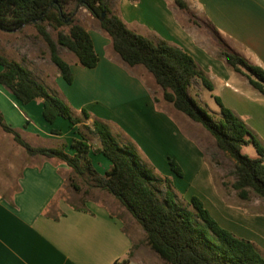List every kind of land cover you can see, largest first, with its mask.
<instances>
[{"label":"crops","instance_id":"obj_1","mask_svg":"<svg viewBox=\"0 0 264 264\" xmlns=\"http://www.w3.org/2000/svg\"><path fill=\"white\" fill-rule=\"evenodd\" d=\"M176 1L107 0L106 3L129 30L180 48L192 56L212 82L214 91L216 84H220L221 96L234 97L239 107L227 106L249 124L264 147V97L253 88L255 92L246 95L231 83L233 74L221 55L222 44H225L250 64L264 70V0H181L187 10L179 8ZM88 32L100 58L98 65L86 69L77 60L68 62L74 74L70 85L55 68L57 74L50 90L71 110H77V118L81 117L83 109H90H86L90 119L85 125L93 121L105 123L118 144L131 143L140 159L153 164L150 153L153 156L164 154L163 158L174 159L182 171L186 166H197L198 176L192 184L196 191L191 194L198 196L212 217L227 229V221L234 222L230 213H243L241 209L226 206L214 186L199 144L186 131L179 133L180 119L172 114L170 104L163 101V92L162 98L156 95V88H161L149 85L139 66H128L115 53L110 37L101 28ZM233 73L251 87L242 75ZM110 80L106 87L104 81ZM115 83H118L116 87ZM118 89L128 93H117ZM19 106L23 104L0 85V111L6 123L28 144L42 148L66 144V152L74 154L70 143L78 138L76 130L84 123L67 126L57 118L49 125L50 130L41 124L38 129L19 111ZM24 109L36 110L41 115L43 111L41 101L24 105ZM171 141H175L174 145ZM45 142L53 143L49 146ZM102 156L90 153L94 166L104 174L111 164L108 160L102 161ZM31 158L22 168L14 195L9 199L0 195V264H122L128 258L132 263L131 256L140 259L133 239L136 232L133 223L137 222L130 218L125 226L124 219L103 201V198L110 199L108 193L92 189L101 199L87 200L80 207L58 200L65 186V175L71 169L55 160ZM195 182L202 187L200 191L194 187ZM54 204L56 214H50ZM259 218V215L252 217L257 229L251 238L255 244L264 246V226Z\"/></svg>","mask_w":264,"mask_h":264},{"label":"trees","instance_id":"obj_2","mask_svg":"<svg viewBox=\"0 0 264 264\" xmlns=\"http://www.w3.org/2000/svg\"><path fill=\"white\" fill-rule=\"evenodd\" d=\"M70 2L85 7L98 19L105 14L100 27L110 37L115 53L128 66H142L148 71L162 89L164 102L201 125L214 138L217 148L234 165L236 181L233 188L241 199L247 200L249 193H253L264 200V147L248 125L225 107L219 97L214 96L221 112V119L217 122L190 96L189 89L195 79L200 80L210 92L214 87L194 58L182 49L129 30L110 11L104 0H0V30L11 33L35 22L39 35L48 47L52 63L64 82L70 85L74 81V74L70 64L60 56V48L72 53L78 64L86 69H94L100 61L86 28L72 19L67 24L68 33L61 30L66 20L72 17L66 15L64 10ZM176 4L187 10L181 0H177ZM46 23L57 32L56 40L44 26ZM222 45L221 55L226 64L234 72L245 76L250 86L264 97V70L250 64L225 44ZM0 85L20 104L41 101L42 116L49 125L54 124L57 118L67 120L72 126L82 122L73 115L70 106L56 93H50L31 72L1 54ZM82 116L85 120L90 119L86 109L82 110ZM92 125L100 139V146L93 149L77 128L78 138L70 143L74 154L70 155L66 152V144L56 148L31 146L6 123L0 111V128L11 135L29 157L64 163L79 179L87 174L93 187L106 191L126 209L145 232L147 245L165 263L264 264V251L257 244L239 238L222 227L200 198L193 196L189 205L177 202L168 180L156 178L151 168L142 163L131 143L119 145L103 122L93 121ZM53 132L56 133L55 130ZM249 145L255 148L257 158L242 153V149ZM91 152L103 155L110 162L111 166L104 174L94 166ZM169 164L178 176L183 175L174 159H169ZM162 181L167 184L164 201L160 200L155 186ZM71 185L79 189L75 182L72 181ZM59 199H62L60 195Z\"/></svg>","mask_w":264,"mask_h":264},{"label":"rangeland","instance_id":"obj_3","mask_svg":"<svg viewBox=\"0 0 264 264\" xmlns=\"http://www.w3.org/2000/svg\"><path fill=\"white\" fill-rule=\"evenodd\" d=\"M64 10L66 15H72V17L68 18V20H66V22L64 23L65 26L61 28V30L65 33H68L69 27L67 24L72 19L75 23L80 24L87 30L90 29V31H94V28H101L100 19L94 17L85 7L81 5L70 2L65 5ZM35 25V22L28 23L20 30L11 33L0 30V54L8 58L10 61L21 64L29 72H31L32 76L37 81H39L42 85H47L48 87L45 86V88L47 87L46 89L50 93H55L50 89L54 87V79L57 74V70L55 69L56 66L52 63L48 47L43 38L39 35ZM44 26L51 34L52 38L56 40L57 32L47 23ZM59 53L60 56L67 62H73L77 60L72 53L65 49L60 48ZM226 66L228 67V65ZM139 68L144 71V74H146L148 78L147 82L149 83V85L154 87L158 86L156 85L153 76L148 71H145L142 66H139ZM228 69L233 74L231 80L229 81L238 86L240 91L249 96L255 92L251 89L252 87H248L246 83H243V81H241L239 77L236 76L235 73H233L234 71L231 67H228ZM243 77L247 79L245 76ZM106 81H104V85L107 87V85L111 83V80L108 82ZM192 83L193 85L190 90V96L198 101L199 105L217 122L221 119V112L214 99V96L219 98L222 97L223 101L221 100V98L220 100L222 101L223 105L229 109H231L229 106L235 108V105H238V103L234 101V97L232 95H229L228 98L225 96H221L223 95V93L221 94L220 84H216L215 91L213 90L214 92H210L202 85L200 80L195 79ZM117 85L118 83H115V87ZM67 90L72 92V90L70 89ZM156 90V95L162 98V89L156 88ZM124 91L128 93L127 90ZM116 92H120V94L125 93L119 89L116 90ZM242 106L244 107L245 105L242 104ZM169 108H171L170 110L172 114L175 115V117L179 118L181 121L180 125L182 127L179 125V133L182 135L183 130L186 131L192 136V138H194L195 143L199 144V148L204 154L206 165L208 166V169H210L214 186L217 192L223 198L226 206L231 208L233 207V209H241L240 212L243 213L237 214L236 212L239 211H236L234 214L233 212L230 213L231 217H233L234 222L232 220L227 221V230H229L239 238H243L252 242L253 240L251 238V235L253 233L256 234V232L254 231H256L257 229V226L252 223L254 220L252 219V217L259 215L260 218L258 220L259 222H263L264 226V200L258 198L253 193H249V199H241L238 195V192L233 188V184L236 181L234 165L223 154V152H221L217 148L214 138L201 125L191 121L184 114L174 109L172 105H170ZM72 110L73 115L76 117L78 115L77 110ZM19 111H21L23 115L30 118L36 128L40 129V127L45 126L48 130H50L49 124L43 120L41 114L36 113V110L30 112L29 110L24 109L23 105L19 106ZM239 118L245 122V120L240 116ZM60 120H62V122H64L67 126L70 125L67 120L62 118H60ZM80 120L82 121V123H84L78 126L83 136L92 144L93 148H98L100 146V139L95 133L92 123L89 125H85L86 121L88 120H85L82 115L80 117ZM40 124L42 126H40ZM247 125L249 126V124ZM142 127L144 126L142 125ZM26 138L28 139L27 141L30 140L29 137ZM38 143H41V141ZM52 143L53 142H45V144L49 146L52 145ZM171 143L172 145H174L175 141H171ZM242 153L250 158H257V152L252 145L244 147L242 149ZM149 155L153 157V160L151 162L154 164V166L144 159H141L144 161H142V163L150 166L153 174L157 176L158 179L168 180V184H170L172 191L177 197V202H180L184 205H189L193 197V194L191 193H195L196 191L195 189H193L192 184L195 181V178H197L198 176L197 166H186L182 171L183 175L180 177L174 171H172L169 164L170 158L166 160V158H163L164 154H156V156H153V154L150 153ZM101 158L102 161H107L105 157L102 156ZM31 160L32 158L28 156L26 151L21 146L17 145L12 136L6 134L0 128V195L8 199L14 195V193L17 191L18 178L20 176L22 168L26 162H29ZM65 177V186L60 193V197L67 203L73 204L76 207H80L85 205L84 201L86 202L90 199H101L100 197H97L94 193H92V189L99 188L93 187V182L90 180V177L87 174L83 177V179H79L71 170V172L69 174H66ZM72 181L75 182V184L78 186V190L72 187ZM155 186L160 200L164 201L167 184L162 181L160 183H156ZM194 187L198 191H200V189L202 188L201 186L196 184V182L194 184ZM99 190L103 191L101 189ZM108 195L110 199L107 200V198H103V201L105 203H108L112 211L120 215L124 219L125 226H128L127 222L128 220L131 221L130 218H132V216L127 213L124 207L121 206L120 203L115 198H113V196H111L110 194ZM55 206L56 204L50 210V214H56ZM133 226H136V232L134 231L135 234L133 236V239L134 243L139 248L138 253L140 254V259L135 256H131L132 263H129L130 260L128 258L126 260L128 262L127 264H167L162 259H160L147 245L146 234L139 226V224L133 223ZM261 226L262 225H260L259 228ZM258 233H260V231ZM258 247L264 251V246L259 244Z\"/></svg>","mask_w":264,"mask_h":264},{"label":"water","instance_id":"obj_4","mask_svg":"<svg viewBox=\"0 0 264 264\" xmlns=\"http://www.w3.org/2000/svg\"><path fill=\"white\" fill-rule=\"evenodd\" d=\"M105 18V14H102V16L100 17V22H102Z\"/></svg>","mask_w":264,"mask_h":264}]
</instances>
